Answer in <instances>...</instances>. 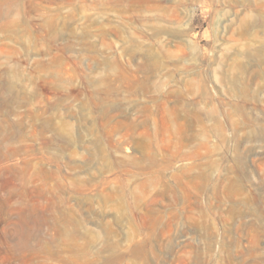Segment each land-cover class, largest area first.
Instances as JSON below:
<instances>
[{"label":"rangeland","instance_id":"374dc122","mask_svg":"<svg viewBox=\"0 0 264 264\" xmlns=\"http://www.w3.org/2000/svg\"><path fill=\"white\" fill-rule=\"evenodd\" d=\"M0 264H264V0H0Z\"/></svg>","mask_w":264,"mask_h":264}]
</instances>
